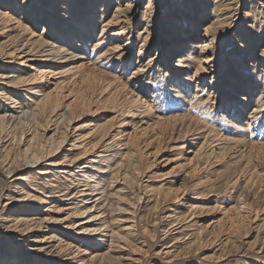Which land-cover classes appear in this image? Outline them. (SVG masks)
<instances>
[{"label":"rangeland","instance_id":"374dc122","mask_svg":"<svg viewBox=\"0 0 264 264\" xmlns=\"http://www.w3.org/2000/svg\"><path fill=\"white\" fill-rule=\"evenodd\" d=\"M2 1L0 264H264V0ZM58 25L71 54L35 42ZM183 35L209 43L193 79ZM101 135L121 146L107 171L103 144L81 154Z\"/></svg>","mask_w":264,"mask_h":264},{"label":"bare ground","instance_id":"6f19581e","mask_svg":"<svg viewBox=\"0 0 264 264\" xmlns=\"http://www.w3.org/2000/svg\"><path fill=\"white\" fill-rule=\"evenodd\" d=\"M0 1H2V0H0ZM10 3H9V9L11 10H13V11H18V12H20V14H24V13H27V12H29L30 10H29V8H28V5H29V3H28V0H22V3L20 4V9L19 10H15V8L16 7H14V5H15V2H14V0H10L9 1ZM2 3H5V1H2ZM53 4H55L56 5V3H53ZM54 6V5H53ZM30 7V6H29ZM128 8H129V5H126L125 7H123V8H121L119 5L116 7V9L113 11V13H112V15L111 16H109V17H107L106 19H104V21L102 22V25H101V29H100V31L101 32H103V31H105V30H108L109 29V27H111V26H113V25H119V28H118V30H116L114 33H113V35H119L120 33H123V30H124V25H123V23H126V22H129V18H130V13L128 12ZM64 14H61V16H63ZM2 16H4L5 18H7V20H9V19H11L12 18V15L9 13V12H6L5 14H2ZM95 16H94V14L92 13V15H91V13H90V15H88L87 17H85V19H83V17H82V19H81V24L80 25H78V27H80V28H82L81 30H84L85 32H89L90 31V29L92 28V27H94V26H92V27H90L89 25H91L92 24V21H91V19H93ZM64 18H68V14L66 15L65 14V16H64ZM17 21V23L18 24H20V21L19 20H16ZM74 21H76V19H74L73 18V22ZM79 24V23H78ZM58 27L59 28H57L56 29V31H54L52 34H50L49 36V38L48 39H44V37H42L40 34H42V33H40L39 35H38V38H37V40L35 41L36 43H37V45L38 46H40V48H41V50L40 51H48V52H50L51 54H53V53H58V54H61V53H63V54H71V52L69 51V49L64 45V43H63V39H61V37L60 36H62V33L61 32H63V30L61 29L62 27H61V25H58ZM42 28H44V27H42ZM43 30H45V29H43ZM105 32H107V31H105ZM90 33V32H89ZM67 34H69V33H67ZM103 34H104V32H103ZM101 35V33H100V35H99V39H101L104 35ZM77 35L80 37L81 36V32H78L77 33ZM81 38V37H80ZM189 36H187V35H183V37H182V39L183 40H188V42L186 43V46H185V48H186V50H185V52H184V54L181 56V58L179 59V62L181 63V61H184V60H186V59H188V58H191V57H193L194 59H195V61L196 62H194V68L193 69H190L189 68V65L188 64H184V63H182L181 65L183 66V67H187V68H189V69H187V70H191V72L192 73H190V74H188L187 75V77L186 78H188V79H193V77H196V76H200L201 74H203L205 71H206V66H205V63H208V62H210V60H209V57L205 54V52H206V50H207V46H209V43H202V45H193L192 43H191V41L189 40ZM54 39V40H53ZM55 39H58V40H55ZM73 39H71L70 38V41H72ZM148 39H147V35H145L142 39H141V44H140V49H139V52H142V49L144 48V46H145V42L147 41ZM85 42H86V40H85ZM97 44H98V42L97 43H95V46L94 47H96L97 46ZM27 43L26 42H20V43H18V44H14V46L12 47L13 49L11 50V51H9V52H5L4 54H6V55H8L9 57H12V56H18V55H20V54H22V53H26L27 52ZM94 47H92V49H89V50H91L90 52L92 53L93 52V50H94ZM117 48V47H116ZM44 49V50H43ZM113 49V51H111V49L110 48H106L101 54H99L97 57H96V59H95V61H94V63H91L90 61V59H88V57H89V55H88V53L86 54L85 52V55H82L83 57H81V58H83V59H85V60H87V62L89 63V65H92V66H94V65H96L97 64V59H99L100 57H102V56H105V55H107V56H111V55H113V56H115V53L113 54L112 52H114L115 51V49L114 48H112ZM172 49V48H171ZM171 49L168 47L167 48V50H168V53L171 51ZM157 50V49H156ZM191 54H194L193 56L191 55ZM119 56H121V55H119ZM64 58H66V57H64ZM107 58V57H106ZM111 58V57H110ZM64 60H66V59H64ZM150 63V61L149 62H147V64H149ZM179 63V64H180ZM18 64L19 65H21L22 64V61L21 62H18ZM141 66V65H140ZM137 67V72H142L143 71V69H142V67ZM95 67V66H94ZM93 67V68H94ZM264 76V75H263ZM17 76L16 75H12V80H15V81H20V79L21 78H16ZM203 77V76H202ZM195 79V78H194ZM196 79H198V78H196ZM203 79V78H202ZM196 85V84H195ZM124 86V85H123ZM197 87H195L194 88V90H197L196 89ZM124 89V88H123ZM40 89H36L35 91V93H39L38 91H39ZM115 97H116V95H115ZM114 98V97H113ZM131 101V100H130ZM133 103H134V106L136 107V104L138 103V105H137V107H142L143 108V110L145 111V112H151L152 110H153V108H152V106H150V105H148V104H146V102L145 101H142L141 99L139 100V99H134V101H133ZM63 116H64V118H66L68 121H70L71 120V118L73 117L72 116V114L70 113V110H69V108H66V109H64L63 110V112L61 113ZM7 117H9V119H12L13 118V115L11 114V112L7 115ZM176 118V117H175ZM159 119V118H158ZM172 119V118H171ZM176 119H178V118H176ZM182 119V118H181ZM196 120V119H195ZM166 121V120H165ZM169 121V120H168ZM160 122V121H159ZM162 123V122H161ZM195 123V122H194ZM159 124V123H158ZM88 125H90V123H87V122H83V123H81L80 125H79V128H86ZM201 125V124H200ZM207 125V124H206ZM206 127V126H205ZM207 130V129H206ZM210 134V133H209ZM65 135V133H62V135L61 136H59V137H57L56 139L58 140V144L61 142V141H63L64 140V136ZM106 135V134H105ZM105 137V136H104ZM103 135H101V137L96 141V143H94V144H91V145H89L88 147H86L85 149H84V151L81 153V154H85V153H87V152H89V151H92V152H96L94 149L97 147V145L98 144H103L102 146H104V148H106L107 150L109 149L110 151H111V156H110V158L108 157V161L106 160V161H104V163H102V164H104V165H106V166H104L103 168H104V170H110V168H111V164L112 163H115V161L117 160V159H113V157L114 156H117V157H119V155L120 154H122L121 153V150H120V145H119V141H115L114 139H113V137H106L107 139H109L107 142H103ZM213 137V136H212ZM32 138H33V140H34V136H32ZM107 139H105V140H107ZM233 143V142H232ZM127 147V146H126ZM258 148V147H257ZM30 150V146H28V148H27V150L26 151H29ZM29 155V154H28ZM42 156H40L38 153H37V151H31L30 152V159H29V162H31V163H35V161H37L38 159H40ZM81 158H83V156L81 155ZM91 160L89 159L88 160V162H90ZM93 206V205H92ZM92 206H90V207H88L89 209L92 207ZM87 208V209H88ZM7 258V257H6Z\"/></svg>","mask_w":264,"mask_h":264}]
</instances>
